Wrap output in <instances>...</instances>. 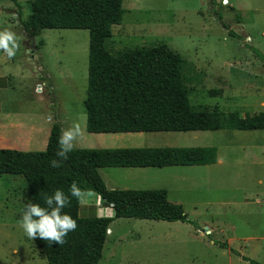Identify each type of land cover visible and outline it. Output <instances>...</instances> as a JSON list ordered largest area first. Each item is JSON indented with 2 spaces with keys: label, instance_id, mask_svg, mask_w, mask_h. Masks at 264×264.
<instances>
[{
  "label": "rangeland",
  "instance_id": "374dc122",
  "mask_svg": "<svg viewBox=\"0 0 264 264\" xmlns=\"http://www.w3.org/2000/svg\"><path fill=\"white\" fill-rule=\"evenodd\" d=\"M31 1L0 0V30L11 28L20 45L12 59L0 51V121L6 125L0 134L15 137L31 125L45 133L53 123L79 122L84 135L76 145L91 148L83 104L88 30L43 29L35 42L44 44L34 51L20 22ZM122 7V21L106 41L112 54L166 43L183 58L194 109L264 111V0H122ZM131 133L139 134H124ZM140 134L131 142L107 139L102 148L215 146L216 161L148 167L153 171L145 176L103 168L106 184L116 189H165L188 221L116 218L98 264H250L243 256L264 264V130ZM25 149L45 147L39 142ZM30 198L23 176L0 175V264H48L20 227ZM79 215L98 216L93 210Z\"/></svg>",
  "mask_w": 264,
  "mask_h": 264
},
{
  "label": "trees",
  "instance_id": "16d2710c",
  "mask_svg": "<svg viewBox=\"0 0 264 264\" xmlns=\"http://www.w3.org/2000/svg\"><path fill=\"white\" fill-rule=\"evenodd\" d=\"M30 9L28 17L20 19L30 41L43 29L88 30L83 104L89 133L264 130V111L194 109L183 76V58L166 43L112 54L106 41L112 36V26L122 21V0H32ZM60 133V124L53 123L41 151L0 148V175L23 176L30 200L41 206L44 197L57 189L69 195L72 181H77L111 206L113 215L81 216L80 204L69 195L70 204L63 212L78 227L68 233L67 243L49 247L39 237L32 239L48 264H98L108 228L116 218L188 221L182 205L170 202L165 189H110L100 168L205 165L214 163L217 155L215 146L75 147L63 165L54 168L51 161L57 158ZM220 245L227 247V243Z\"/></svg>",
  "mask_w": 264,
  "mask_h": 264
},
{
  "label": "clouds",
  "instance_id": "9594fccd",
  "mask_svg": "<svg viewBox=\"0 0 264 264\" xmlns=\"http://www.w3.org/2000/svg\"><path fill=\"white\" fill-rule=\"evenodd\" d=\"M227 2L228 0H223L225 5ZM19 47L17 35L11 28L0 30V51L12 59L16 56ZM83 135L84 129L79 122H73L68 127L62 128L55 153L57 158L51 161V166L61 167ZM69 195L79 204L84 205L92 196V192L82 189L77 181H72ZM69 195L57 189L53 195L44 197V206H41L39 202L27 200L20 216V227L26 236L33 240L39 237L47 241L49 247L53 243L59 246L65 245L68 233L75 231L78 227L77 221L70 214L63 212V209L70 204Z\"/></svg>",
  "mask_w": 264,
  "mask_h": 264
},
{
  "label": "crops",
  "instance_id": "0c3cea01",
  "mask_svg": "<svg viewBox=\"0 0 264 264\" xmlns=\"http://www.w3.org/2000/svg\"><path fill=\"white\" fill-rule=\"evenodd\" d=\"M35 37H33L31 39L33 50L34 51L35 50L36 51H40V47L44 43H43V41L35 42ZM250 39H251V37H249V40ZM0 78H4V77H0ZM1 121H0V128L4 129L6 125H5V123L4 124L1 123ZM60 127H61V125H60ZM61 129H62V127H61ZM15 133H16L15 137H12V136L8 137L2 131V133L0 134V148H12V149H18V150L26 151V149H25L26 146H29V144L36 145V144H39V142H41L42 146H44L46 148L50 130H47L44 133L42 128H38V127H36L34 125H31L26 130L21 131V129H18V132H15ZM124 133H129V132L111 133V135H109V136L105 135L104 133H91V135H92L91 139H90L91 142H88V139H86L82 143L88 142V144L89 143L94 144V145H92L91 148H93L95 146H96V148H102V147H105V145H102V144H104L107 139H116V138L127 137L125 142H131V140H132L131 138L144 137V135L140 134L142 132H137L139 134H136V135L134 133H131V135H127V134H124ZM75 147L86 148V147H82L81 144L76 145ZM28 151H30V150H28ZM106 168H117V167H106ZM125 168H130V169H132L131 172H138L142 176H145L146 172L153 171V170H149L148 167H125ZM102 169L103 168L99 169L100 174L102 172ZM18 176H20V175H18ZM101 176H102V178H103V180H104V182L106 184V180H105L103 174H101ZM108 188L116 189L112 185L108 186ZM91 192H93V191H91ZM93 193H95V194H93ZM93 193H92V196L88 198L87 202L84 205H81V204L79 205V211L81 210V214L82 213L83 214H88L89 211L93 210V212H95L98 216H101V215L102 216H111V215H113L112 207L104 205L102 203V200H101L100 196L96 192H93ZM108 229H110V226H109Z\"/></svg>",
  "mask_w": 264,
  "mask_h": 264
},
{
  "label": "built area",
  "instance_id": "2783aa9c",
  "mask_svg": "<svg viewBox=\"0 0 264 264\" xmlns=\"http://www.w3.org/2000/svg\"><path fill=\"white\" fill-rule=\"evenodd\" d=\"M38 88H39V92L42 91V87L40 84L37 85V90H38Z\"/></svg>",
  "mask_w": 264,
  "mask_h": 264
}]
</instances>
